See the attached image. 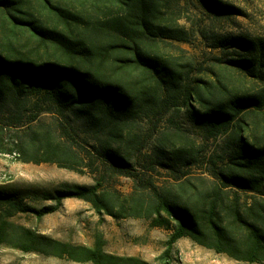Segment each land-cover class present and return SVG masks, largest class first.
<instances>
[{
  "label": "trees",
  "instance_id": "1",
  "mask_svg": "<svg viewBox=\"0 0 264 264\" xmlns=\"http://www.w3.org/2000/svg\"><path fill=\"white\" fill-rule=\"evenodd\" d=\"M183 1L0 0V155L77 171L82 159L50 130L27 139L19 133L56 111L86 123L95 142L90 156L123 168L143 152L130 133L132 124L158 121L183 107L209 137L230 133L234 142L221 173L223 185L208 191L181 185L174 194L152 182L139 184L137 176L129 196L103 188V177L91 186L66 184L26 194L0 187V245L78 263L150 264L106 253L100 237L92 247L74 246L11 221L18 213L42 219L58 212L65 200L78 199L100 215L145 219L171 230L168 254L179 240L190 238L237 261L264 263V199L243 211L223 195L235 187L264 196V143L255 134L264 128L259 122H264V39L215 38L213 48L229 57L211 76L194 78L192 62L181 63L167 50L185 52L171 43L189 38L177 22ZM202 1L220 16L239 12L216 0ZM13 131L14 137L8 135ZM171 155L187 166L193 158L179 150ZM27 201L52 205L36 209Z\"/></svg>",
  "mask_w": 264,
  "mask_h": 264
},
{
  "label": "rangeland",
  "instance_id": "2",
  "mask_svg": "<svg viewBox=\"0 0 264 264\" xmlns=\"http://www.w3.org/2000/svg\"><path fill=\"white\" fill-rule=\"evenodd\" d=\"M239 10L237 15L220 16L202 0H184L176 9L178 25L189 33L187 42H171L183 49L182 54L172 47L167 50L180 57L181 63L191 61L190 75L206 78L229 57L213 48L214 39L232 35L264 39V0H216ZM247 88H255L247 83ZM260 125H264L259 119ZM50 130L57 142L70 146L76 156L82 159L78 170L60 168L52 163H23L14 155H0V187H11L23 194L29 190L52 191L63 185H95L104 180L105 189L116 190L129 196L134 192V176L139 184L152 182L178 193L181 185H195L199 190L208 191L214 185H223L221 173L226 170L233 150L230 133L209 137L204 129L190 119L186 108L174 114L168 112L158 121L137 119L130 128L141 154L127 168L112 165L107 160L90 156L93 152L92 136L84 121L66 120L59 112L43 114L21 128L20 135L27 139L29 134ZM26 131L28 134H26ZM25 132V133H24ZM257 142L264 143V128L255 131ZM8 135L14 137L16 131ZM248 137V136H247ZM249 141H254L249 138ZM159 147L167 152L161 154ZM179 150L188 156L191 164L171 155ZM156 153V154H155ZM181 154V153H180ZM179 156V154H178ZM159 163H164V166ZM130 173L132 176H130ZM228 201L236 200L244 211L254 201L264 199L256 193H248L235 187L223 192ZM40 209L50 202L27 201ZM1 209V207H0ZM14 223L29 228L43 236L74 246L92 247L96 237L104 241L106 253L134 257L150 264H264L237 261L226 254L216 253L190 238L179 240L169 251L168 241L172 231L164 227H152L145 219H114L96 213L91 204L78 199H67L61 209L39 219L35 214L18 213L11 218ZM0 264H92L78 263L68 258H56L39 253H24L0 245Z\"/></svg>",
  "mask_w": 264,
  "mask_h": 264
}]
</instances>
